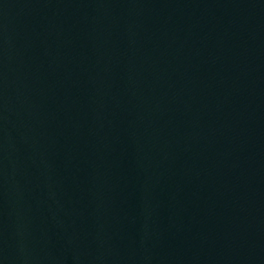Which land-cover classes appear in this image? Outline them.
Returning <instances> with one entry per match:
<instances>
[{"label": "water", "instance_id": "water-1", "mask_svg": "<svg viewBox=\"0 0 264 264\" xmlns=\"http://www.w3.org/2000/svg\"><path fill=\"white\" fill-rule=\"evenodd\" d=\"M0 264H264V0H0Z\"/></svg>", "mask_w": 264, "mask_h": 264}]
</instances>
